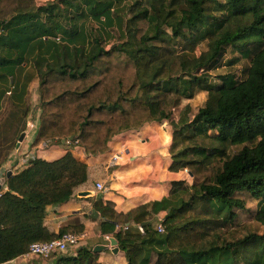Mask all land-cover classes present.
<instances>
[{
  "label": "trees",
  "instance_id": "obj_1",
  "mask_svg": "<svg viewBox=\"0 0 264 264\" xmlns=\"http://www.w3.org/2000/svg\"><path fill=\"white\" fill-rule=\"evenodd\" d=\"M230 51V70L212 84ZM245 62L239 79L230 71ZM34 79L32 147L73 138L82 154L108 159L120 135L172 128L168 171L183 179L167 198L125 214L93 204L126 264H264V0H0V122L24 106ZM198 93L206 99L195 112L182 106ZM86 181L70 151L14 171L0 191V264L32 243L82 234V225L53 234L44 220ZM251 201L258 231L237 236L229 228ZM158 211L163 234L147 219ZM122 224L129 231L115 230ZM55 264H99L98 254L81 247Z\"/></svg>",
  "mask_w": 264,
  "mask_h": 264
},
{
  "label": "crops",
  "instance_id": "obj_2",
  "mask_svg": "<svg viewBox=\"0 0 264 264\" xmlns=\"http://www.w3.org/2000/svg\"><path fill=\"white\" fill-rule=\"evenodd\" d=\"M1 81V85L4 86V80L1 79ZM33 84H35L37 93L36 79L32 80L27 90L30 86L33 87ZM36 98H38V93ZM2 110L3 106L0 101V111ZM29 115L26 118V123L29 122ZM9 119L11 116L7 115L0 125H4ZM11 125L9 122V128ZM19 132L8 133L6 138H2V142H0V180L4 179L9 171L13 174L14 171L21 170V164L29 160L30 156H37L45 161H54L70 151L77 159L85 161L87 165L86 183L78 187L67 202L47 207L44 223L48 231L53 234L66 226L82 225L84 228L82 234L85 236L82 247L87 250L93 251L97 246L108 247L100 232L101 217L93 206L94 202L101 200L108 203L118 214H125L139 205H146L149 209L152 203L168 197L172 182L183 179V173L168 171L170 159L167 150L172 134V128L168 123L150 124L136 133L116 137L110 150L114 154H119L120 160L117 166L111 168L108 166L109 158L87 157L78 151L75 145H69L68 142L60 141L58 145H52L39 152L36 150V146L32 147L36 136L35 131L26 132L23 141L17 145L16 134ZM12 143L16 145L11 150ZM97 183H103L108 187V191L104 194L97 192L95 189ZM2 189L4 190V185ZM93 210L97 213V218L92 216ZM165 215V211H158L147 219L149 222H153L156 219L164 218ZM97 254L99 264H126L124 254L119 249L116 254H113L112 248L109 246L107 250ZM40 262L41 260L36 257L29 259L25 264H40ZM18 263L19 259H16L7 264ZM54 263L55 260L48 264Z\"/></svg>",
  "mask_w": 264,
  "mask_h": 264
},
{
  "label": "rangeland",
  "instance_id": "obj_3",
  "mask_svg": "<svg viewBox=\"0 0 264 264\" xmlns=\"http://www.w3.org/2000/svg\"><path fill=\"white\" fill-rule=\"evenodd\" d=\"M59 0H36V2L39 5H42L46 2H58ZM207 8H211L210 6H208ZM202 50L203 49V45H201ZM201 48H199L201 50ZM232 56L231 51L228 52L226 55H224V57L222 58V62H221V66L219 68L210 70V81L212 84H217L220 83V78H222L223 76H225L228 71L230 70L227 67V62H229L230 57ZM247 63H239L235 68H233L230 72L237 73V76L239 79L243 78L244 76V69H246ZM32 82V81H31ZM30 82V83H31ZM30 83L28 84V86L30 85ZM35 84H33V87L30 86L29 90L26 89V93H25V97H24V106L19 109V110H15L11 109V113H9L8 115L11 116V119H9V121H7L4 125H0V142H2V138H6V135H8V133L14 132V131H20L19 133L16 134L17 139L19 138L21 133H24L27 129L29 131H35V126L33 125V127L31 129H29V125L26 123V118L29 115V121H36V115H37V107L39 105V99L36 98L37 97V93H36V87L34 86ZM28 88V87H27ZM25 98H26V102H25ZM206 99V94L205 93H198L192 100L190 101H183L182 106L189 104L191 105L193 111L195 112L205 101ZM28 109V114L25 118H23V114L25 113V109ZM26 109V110H27ZM179 110L174 111V116L173 119L174 121L177 120V114H178ZM15 116V117H14ZM192 117V116H190ZM9 122L12 124L11 127L9 128L8 124ZM27 124V126H26ZM35 124V123H34ZM25 130V131H24ZM3 139V140H4ZM18 143V141L16 142ZM14 143L11 144V150L14 147ZM55 145V144H54ZM58 145V144H56ZM52 146V145H51ZM239 148H235L234 151L238 150ZM10 150V151H11ZM9 151V152H10ZM256 207H257V201H251L248 203L246 209L244 211H236L237 214V218L234 221V224L232 225V227H230V231L234 232L235 235H241L243 234L244 231L246 230H251V231H258V228L256 226V223L254 222V214L256 212Z\"/></svg>",
  "mask_w": 264,
  "mask_h": 264
},
{
  "label": "built area",
  "instance_id": "obj_4",
  "mask_svg": "<svg viewBox=\"0 0 264 264\" xmlns=\"http://www.w3.org/2000/svg\"><path fill=\"white\" fill-rule=\"evenodd\" d=\"M28 127L31 129L34 125V122L29 121ZM68 142L69 145H75L76 143H70L71 141H65V143ZM53 145L50 141H44L40 145L37 146V151L45 150ZM29 160L24 161V163L21 164L20 169L27 166V163L34 157L30 156ZM120 160L119 154H113L111 157H109L108 160V166L114 167L118 164V161ZM95 189L97 192L104 194L108 191V187L105 186L103 183H97L95 185ZM164 218H159L151 222L154 226V230L158 234H163V223ZM136 230H138L140 233L143 232L141 226L136 225L133 226ZM130 229L129 224H122L116 226V231L121 232H127ZM112 238L111 235H103V240L106 244H108V247L110 246V239ZM85 236L83 234L74 235L70 233L63 234L60 238L50 241V242H40V243H32L30 244L25 253L22 254L18 259V264H25L29 259L31 258H39L41 260L40 264H48L49 262H52L55 260V263L59 259L65 258V257H74L76 255V252L79 248L82 247V244L84 246ZM54 263V264H55Z\"/></svg>",
  "mask_w": 264,
  "mask_h": 264
},
{
  "label": "water",
  "instance_id": "obj_5",
  "mask_svg": "<svg viewBox=\"0 0 264 264\" xmlns=\"http://www.w3.org/2000/svg\"><path fill=\"white\" fill-rule=\"evenodd\" d=\"M27 131H28V129H27L24 133H21V134H20V136H19V138H18V143H17V145H19V144L23 141V139H24L25 134H26ZM72 140H73V138H69V139H68V141H72ZM63 142H65V141L63 140ZM11 175H12V174H11V172L9 171V172H7L5 178L0 180V191L2 190V187H3L4 183H5V181H6ZM99 197H100V196H99ZM92 216L95 217V218L98 217V215H97V213L95 212V210L92 211ZM110 247L112 248V253H113V254H116V253L118 252L117 242L115 241L114 238H111V239H110ZM107 249H108L107 246H106V247H105V246H97V247H95V248L93 249L92 252H94V253H99V252H101V251H105V250H107Z\"/></svg>",
  "mask_w": 264,
  "mask_h": 264
}]
</instances>
